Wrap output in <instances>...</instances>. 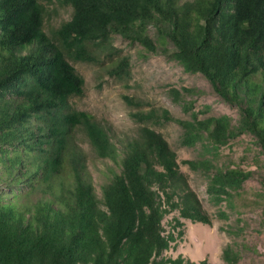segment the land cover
<instances>
[{
    "label": "trees",
    "instance_id": "obj_1",
    "mask_svg": "<svg viewBox=\"0 0 264 264\" xmlns=\"http://www.w3.org/2000/svg\"><path fill=\"white\" fill-rule=\"evenodd\" d=\"M55 1L72 13L48 36L40 0H0V264H208L164 255L183 236L182 220L212 224L175 152L151 128L117 140L90 114L73 109L69 100L84 95V80L70 60L97 63L90 46L119 54L108 45L118 35L139 44L145 59L175 61L184 73L201 74L237 108L236 125L228 116L198 119L193 112L184 121L164 109L137 112L134 120L173 122L183 130L182 146L199 143L207 154L250 135L264 156V0ZM108 74L128 79L129 58L111 62ZM170 94L181 104L183 96L203 93L181 88ZM122 99L135 108L144 105ZM182 107L190 112L192 103ZM77 129L95 155L114 166L101 198L74 140ZM182 164L208 176L216 204L231 201L255 177L212 158ZM174 212L179 217L166 230L163 221ZM219 217L228 218L224 212ZM240 259L230 247L222 250L225 264Z\"/></svg>",
    "mask_w": 264,
    "mask_h": 264
},
{
    "label": "rangeland",
    "instance_id": "obj_2",
    "mask_svg": "<svg viewBox=\"0 0 264 264\" xmlns=\"http://www.w3.org/2000/svg\"><path fill=\"white\" fill-rule=\"evenodd\" d=\"M179 1L183 3L190 0ZM40 2L46 8L44 31L48 36H52L63 22L70 19L72 10L55 0ZM148 35L159 43L153 28H148ZM108 45L121 52L110 55L107 46H90L89 50L97 59V63L70 60L77 74L84 80V95L71 98V107L90 114L101 126L108 128L117 140L137 136L142 127L151 128L161 134L170 149L175 152L180 171L186 176L190 188L212 221L211 226H207L182 220L183 236L177 240L176 246L164 255L171 258L182 255L196 263L206 260L208 264H225L222 260V250L230 247L239 254V264H264V186L259 179L260 176L264 178V156L255 145L254 139L250 135H242L220 147L216 154H207L199 143L194 147L182 146L180 141L183 130L173 122L138 123L132 117L140 111L164 109L174 118L184 121H191L193 112L197 114L198 119L228 116L232 119V124L236 125L239 120L237 108L222 101L201 74H186L175 61L160 55H150L145 59L139 44L130 43L118 35H113ZM167 46L170 50L173 49L171 43ZM119 56L129 58L130 77L125 80L115 79L108 74L111 62H115ZM181 88L198 89L203 94L183 96L184 101L176 104L170 89ZM123 96L139 100L144 105L140 108L128 106L124 103ZM183 103H192V110L185 111ZM73 135L84 153L95 193L101 198V188L108 182L110 170L114 166L111 161L95 155L82 130H75ZM202 158H212L220 167L253 171L255 177L246 181L231 201L216 204L207 191L208 176L193 172L182 164V161ZM220 212H224L228 218L220 219ZM178 217V212L167 216L163 221L165 229L168 230L172 219Z\"/></svg>",
    "mask_w": 264,
    "mask_h": 264
}]
</instances>
